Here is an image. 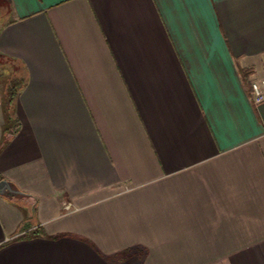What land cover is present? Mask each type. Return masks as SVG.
Here are the masks:
<instances>
[{"label": "crops", "instance_id": "1", "mask_svg": "<svg viewBox=\"0 0 264 264\" xmlns=\"http://www.w3.org/2000/svg\"><path fill=\"white\" fill-rule=\"evenodd\" d=\"M260 79L264 0H0V264H264Z\"/></svg>", "mask_w": 264, "mask_h": 264}, {"label": "built area", "instance_id": "2", "mask_svg": "<svg viewBox=\"0 0 264 264\" xmlns=\"http://www.w3.org/2000/svg\"><path fill=\"white\" fill-rule=\"evenodd\" d=\"M251 88V98L255 104L264 101V79L252 82Z\"/></svg>", "mask_w": 264, "mask_h": 264}, {"label": "trees", "instance_id": "3", "mask_svg": "<svg viewBox=\"0 0 264 264\" xmlns=\"http://www.w3.org/2000/svg\"><path fill=\"white\" fill-rule=\"evenodd\" d=\"M13 95L11 94V95H7V98L5 99V101L7 102V104H10L11 103V97H12Z\"/></svg>", "mask_w": 264, "mask_h": 264}, {"label": "rangeland", "instance_id": "4", "mask_svg": "<svg viewBox=\"0 0 264 264\" xmlns=\"http://www.w3.org/2000/svg\"><path fill=\"white\" fill-rule=\"evenodd\" d=\"M3 79H4V80H2V81H1V83H2V86H4V84H6V80H5L6 78H5V77H3ZM3 83H4V84H3Z\"/></svg>", "mask_w": 264, "mask_h": 264}, {"label": "water", "instance_id": "5", "mask_svg": "<svg viewBox=\"0 0 264 264\" xmlns=\"http://www.w3.org/2000/svg\"><path fill=\"white\" fill-rule=\"evenodd\" d=\"M13 190V189H12ZM12 193H15V191H11Z\"/></svg>", "mask_w": 264, "mask_h": 264}]
</instances>
